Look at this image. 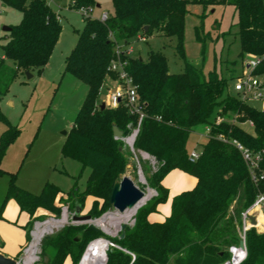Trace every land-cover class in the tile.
Returning a JSON list of instances; mask_svg holds the SVG:
<instances>
[{
	"label": "trees",
	"instance_id": "trees-1",
	"mask_svg": "<svg viewBox=\"0 0 264 264\" xmlns=\"http://www.w3.org/2000/svg\"><path fill=\"white\" fill-rule=\"evenodd\" d=\"M196 3L203 11L208 5H229L236 13V35L239 42L238 57L260 56L264 53V0H111L112 11L105 21L84 18L77 31L74 47L64 59L63 73L87 86L82 104L66 134L61 155L77 161L89 173L82 191L72 188L63 192L46 183L37 195L15 184V174H9V184L0 205V213L9 199H14L21 211L33 217L37 209L58 212L55 199L66 193L73 199L75 209L82 210L86 197L95 199L88 215L99 216L110 209V193L119 181L129 157L120 151L122 141L113 136L116 125L122 136L130 133L128 125L135 126L136 117L128 113L123 104L115 108L97 106V99L105 77L114 78L108 70L112 60L124 62V68L136 85L138 99L146 116L143 118L134 148L146 152L157 163L156 171L147 182L156 192V198L137 212L132 225L123 230V237L114 239L119 248L108 246L105 264H219L229 258L222 245L238 242L234 235H223L220 222L229 209H246L258 192L264 193V154L257 170L263 178L252 181L240 152L231 144L216 138L223 134L234 138L252 151L264 147V113L237 100L228 91L230 79L216 71L207 74L187 62L184 49L185 19L188 6ZM0 5L20 12L17 24L9 25L7 40L0 45V98L6 94L9 83L18 72L41 73L56 45L62 26L56 13L46 0H0ZM95 0H73L70 8L95 7ZM202 17V14L201 16ZM202 22V20H201ZM147 27V29H144ZM198 27L195 39L200 42ZM157 34L175 38V52L183 60V69L170 73L165 55L149 49L146 59L121 54L116 56L117 44L128 45L138 35L145 39ZM8 60L13 71L8 74L4 65ZM264 70V62L259 67ZM238 114L239 121L250 120L253 128L223 122L211 125L210 136L201 144V154L189 160L187 140L198 125L211 124L214 113ZM160 115L161 121L155 116ZM5 129L0 134V165L6 148L19 134L0 111ZM178 169L196 178L195 186L175 195L170 213L161 222H150L148 215L156 211L168 197L161 181L171 170ZM5 172L0 167V176ZM76 179V178H75ZM33 218L29 221L28 232ZM259 224H264L260 216ZM81 231V236L78 233ZM104 238L95 227L68 225L53 236L42 238L40 260L42 264H63L70 258L77 264L87 241ZM27 240H30L27 235ZM247 254L239 264H264V233L250 228L245 234ZM133 255V257H132Z\"/></svg>",
	"mask_w": 264,
	"mask_h": 264
},
{
	"label": "rangeland",
	"instance_id": "rangeland-1",
	"mask_svg": "<svg viewBox=\"0 0 264 264\" xmlns=\"http://www.w3.org/2000/svg\"><path fill=\"white\" fill-rule=\"evenodd\" d=\"M56 1L58 0H46L48 5L60 14L62 31L52 50L47 66L40 74L37 71L30 72L32 76L29 78L26 73L18 72L17 76L9 83L6 94L0 98L1 113L11 125L19 129V134L6 148L1 160L0 167L7 173L0 176V205L7 191L10 173L15 174L16 186L34 195L39 194L46 183L57 186L63 192H68L72 188L74 180L77 182L76 188L82 191L89 173L88 168L82 169L77 161L61 155V147L66 137L64 132L67 133L71 128L86 94L87 86L72 75L63 73L64 59L74 47L77 31L83 27L84 20L74 9L68 11L65 5L57 6L60 1L58 3ZM69 2L70 0H68ZM96 2L101 6L99 8L94 7L93 14L102 10L110 12L111 0H96ZM202 8L201 5L196 3L188 6L189 12L185 19L183 42L185 58L187 62L200 68L204 74L216 71L220 76L230 79L239 72L241 61V58L238 57L239 42L236 35V13L234 11L232 13V7L229 5H208L204 11ZM201 14L202 17H200ZM20 16V12L0 5V45L7 40L2 28L10 24H17ZM195 26H199L200 42L195 39ZM130 44L133 49L130 56L139 55L142 59H146L147 51L152 49L165 55L170 73H178L183 69V60L175 52V38L173 37L169 38L154 34L146 42L135 39ZM1 60L4 59H2L0 49ZM4 65L7 67L8 74H11L13 71L12 63L5 60ZM113 79L110 76L105 77L97 99V106L105 103L108 90L114 85ZM230 82L231 80H229L228 91L232 92ZM251 104L258 106L257 103ZM205 126L204 124L198 125L190 133L186 145L188 152L194 148L198 149L201 146L200 141L205 140L197 134L199 132L204 133ZM4 129L5 124L0 121V134ZM122 149L128 154L129 162L120 178L128 176L144 192L148 188L153 192L151 197L137 209L134 216L123 223L132 225L137 212L157 196V192L147 182L148 177L156 171L157 163L142 159L139 155L142 152L141 150H136V160L131 152L123 147ZM139 176L143 177L145 184L139 181ZM54 204L58 212L43 209L45 213L33 220L32 226L35 221L42 222L50 217L60 220L63 208H67V221L49 227V232L44 237L55 235L64 226L77 225L83 227L91 225L100 234H103L106 240L115 244L113 240L119 236L123 224L119 226L116 234L108 235L93 223L106 214L117 213V210L113 207H110L99 216L92 217V220L73 221L72 216L87 215L91 206L88 207L84 202L82 210L78 211L74 207L73 199H69L66 193L58 194ZM232 205L235 206V203L233 202ZM232 207L220 222V229L223 232L221 238H227V235H234L239 238L242 209ZM115 217L122 219L120 216ZM111 227L114 226L111 225ZM78 236H81V231ZM96 239L97 237L87 241L82 255L87 246ZM41 241L37 247L38 264H42L40 260ZM227 248L228 246L222 245L223 250H227ZM168 264H174L173 258Z\"/></svg>",
	"mask_w": 264,
	"mask_h": 264
},
{
	"label": "built area",
	"instance_id": "built-area-1",
	"mask_svg": "<svg viewBox=\"0 0 264 264\" xmlns=\"http://www.w3.org/2000/svg\"><path fill=\"white\" fill-rule=\"evenodd\" d=\"M73 0H70L69 7L72 5ZM72 9V8H71ZM75 10V9H74ZM93 7H83L78 10H75L78 14L82 16V18H96L99 21H105L108 18L107 12H102L100 16L94 17L92 15ZM56 18L60 21V17L56 15ZM138 41H144L145 38L138 35ZM132 45L128 44H117L114 49V54L119 56L121 54H125L130 56L133 52L131 48ZM264 62V53L260 56L247 55L240 61V70L239 73L231 80L230 84L232 87L231 95H233L240 102L247 104L248 106L257 109L264 113V70L260 71L259 67ZM108 70L114 74L113 83L114 85L108 90L105 100V106L115 108L119 104H123L130 115L135 116L137 121L135 126L128 125L130 128V133L126 136H122L118 139L122 141V147L131 152L136 160V149L134 148V141L138 134L141 122L146 114L143 111V106L138 99V95L136 92V85L133 83L132 78L128 75L124 68V62L120 60H112ZM251 103H257L258 106H254ZM156 121H161V116H155ZM223 122H228L231 124L239 125L246 130H251L253 128V123L250 120L239 121L238 114L228 113V115H222L219 112L214 113L211 124H206L204 130V136L207 139L210 136L211 125L218 126ZM218 140L221 142L229 143L233 145L241 154V157L247 166L251 179L256 183L257 180L262 179L263 175L260 174L257 176V170L259 169V163L261 161L262 155L264 154V147L258 151H252L246 146H244L241 142L234 138H227L223 134H218L216 136ZM201 154V147L198 149L194 148L189 152V160L195 161ZM139 155L142 159H148L155 163L153 157H151L146 152H140ZM146 155V156H144ZM67 208H63V212H66ZM264 215V193L258 192L255 200L240 214L241 221V230L239 232L238 242L230 245L227 248V252L229 253V258L219 264H239L242 260L245 259L247 250L245 243V234L246 231L250 228H255L259 233H264V224L258 223V216ZM250 217H253L255 223L252 224L250 222ZM57 219L50 217L48 220L39 222L35 221L32 229L30 231V241L23 248L22 254L18 259V262L22 264H35L39 261V256L37 254V247L40 243L41 239L45 234L37 240L36 233L39 230L43 229L47 224H59L57 223ZM243 242V247L239 246V242ZM36 251L33 255H30V250L34 247ZM111 246L119 248L117 245L110 243ZM240 252H244L245 256L241 258ZM133 257V255H132Z\"/></svg>",
	"mask_w": 264,
	"mask_h": 264
},
{
	"label": "crops",
	"instance_id": "crops-1",
	"mask_svg": "<svg viewBox=\"0 0 264 264\" xmlns=\"http://www.w3.org/2000/svg\"><path fill=\"white\" fill-rule=\"evenodd\" d=\"M58 1L60 2H59V5L57 6L65 5L66 8H68V11L72 10L69 7L68 0H66L65 2H63L64 0H58ZM58 1L56 2L58 3ZM100 6L101 5L96 2L95 7L99 8ZM111 11H112V6H111L110 12ZM233 11H234V8L232 7V13ZM54 12L56 13V15L60 17V14L57 11H54ZM102 12H107V11L102 10L96 14H93V10H92V15L94 17H98L100 16ZM10 25H14V24H10ZM148 38H146L144 42H146ZM46 66L47 64L43 67V70L45 69ZM239 68H240V64H239ZM197 134L200 138L205 139L204 141H200L199 143V144H203L206 141L204 133L199 132ZM196 181L197 180L195 177L181 170H178V169L171 170L169 173H167L166 176L161 181L162 186L165 187L168 191L167 200L164 203H160L157 205L156 211L148 215L147 217L148 220L150 222L163 221L165 217H167L170 213V206H171L172 198L175 195H178L183 191L192 189L195 186ZM61 194L63 193H60V195ZM94 199L95 198L92 196L86 197L85 205L87 204L88 207H90ZM44 213L45 211L43 209H37L33 217H30V215L27 212L20 210L19 205L14 199L7 200L0 213V252L5 254L6 256H10L12 258L18 259L22 254L23 248L28 242L27 235H29L30 237L31 229L28 232L29 221L32 220L33 218H38ZM260 216L261 214L258 216V220ZM262 216L264 215L262 214ZM70 262H71L70 258H66L63 264H70Z\"/></svg>",
	"mask_w": 264,
	"mask_h": 264
},
{
	"label": "bare ground",
	"instance_id": "bare-ground-1",
	"mask_svg": "<svg viewBox=\"0 0 264 264\" xmlns=\"http://www.w3.org/2000/svg\"><path fill=\"white\" fill-rule=\"evenodd\" d=\"M146 156V155H144ZM139 181L142 184H145L142 176H139ZM152 190L149 188L146 190L144 197L132 208H128L123 212L116 211L117 213L106 214L102 216L100 219L94 221L98 227H100L106 234L114 235L123 223H125L128 219L132 218L136 213L137 209L152 195ZM115 216H120L122 219H118ZM67 214L63 212L62 218L57 221L59 224H63L67 221ZM259 221V220H258ZM113 225L114 227H111ZM53 224H47L43 229L39 230L36 233V239L38 240L42 234L49 232V227H53ZM110 242L105 238H97L96 240L92 241L86 248L84 254L82 255L79 264H105L106 262V251ZM38 250V249H37ZM36 251L35 245L30 250V255H33Z\"/></svg>",
	"mask_w": 264,
	"mask_h": 264
},
{
	"label": "water",
	"instance_id": "water-1",
	"mask_svg": "<svg viewBox=\"0 0 264 264\" xmlns=\"http://www.w3.org/2000/svg\"><path fill=\"white\" fill-rule=\"evenodd\" d=\"M144 29H147L145 27ZM4 32H7L10 30L9 26H4L2 28ZM27 77H31V73L29 71L25 72ZM101 108L105 107L104 103H101L100 105ZM112 133L115 138H120L122 137V132L118 129V127L114 124L112 125ZM64 134H67L64 132ZM120 151H123L122 147L120 148ZM145 195V192L141 190L138 186L134 184V182L128 177V176H123L119 181H116L113 184L111 193H110V198H109V203L111 206L116 209L119 212H123L124 210L128 208H132L134 205H136ZM78 211H80L79 208H77ZM73 221H89L92 220L90 215H84V216H77L74 215L72 216ZM250 222L252 224L255 223V220L253 217H250ZM127 225L123 224L121 226V234L120 237H123V230L125 229ZM239 246L243 247V242H239ZM81 259V258H80ZM0 264H22L18 262V259L12 258L10 256H6L2 252H0ZM79 264V262H78Z\"/></svg>",
	"mask_w": 264,
	"mask_h": 264
},
{
	"label": "clouds",
	"instance_id": "clouds-1",
	"mask_svg": "<svg viewBox=\"0 0 264 264\" xmlns=\"http://www.w3.org/2000/svg\"><path fill=\"white\" fill-rule=\"evenodd\" d=\"M240 256H241V258H243L245 256V253L244 252H240Z\"/></svg>",
	"mask_w": 264,
	"mask_h": 264
}]
</instances>
